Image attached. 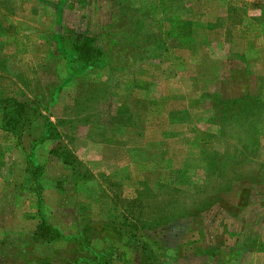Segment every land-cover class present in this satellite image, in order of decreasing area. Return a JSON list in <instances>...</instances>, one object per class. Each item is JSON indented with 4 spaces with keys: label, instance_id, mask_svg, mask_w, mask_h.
<instances>
[{
    "label": "rangeland",
    "instance_id": "obj_1",
    "mask_svg": "<svg viewBox=\"0 0 264 264\" xmlns=\"http://www.w3.org/2000/svg\"><path fill=\"white\" fill-rule=\"evenodd\" d=\"M0 264H264V0H0Z\"/></svg>",
    "mask_w": 264,
    "mask_h": 264
},
{
    "label": "trees",
    "instance_id": "obj_2",
    "mask_svg": "<svg viewBox=\"0 0 264 264\" xmlns=\"http://www.w3.org/2000/svg\"><path fill=\"white\" fill-rule=\"evenodd\" d=\"M104 54L92 45L91 38L84 37L74 42L66 53L69 74L75 76L100 64ZM50 122H46V130H52ZM53 131V130H52Z\"/></svg>",
    "mask_w": 264,
    "mask_h": 264
}]
</instances>
